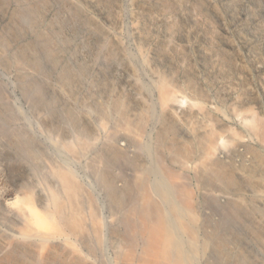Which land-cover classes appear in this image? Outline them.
<instances>
[{
    "label": "rangeland",
    "instance_id": "1",
    "mask_svg": "<svg viewBox=\"0 0 264 264\" xmlns=\"http://www.w3.org/2000/svg\"><path fill=\"white\" fill-rule=\"evenodd\" d=\"M5 104L33 144L28 153L16 149V136L0 145V215L42 211L49 195L42 172L58 164L81 183L84 214L100 229L88 252L70 241L78 259L47 244L41 264H117V219L154 159L138 145L160 135L162 160L182 175L177 181H185L198 217L238 233L229 202L241 196L253 208L244 227L250 255L223 241L217 254L233 264L263 261L264 0H0ZM52 104L70 123L49 111ZM81 131L90 137L85 146ZM102 150L120 155V166H106ZM214 160L243 182L240 191L204 182L202 164ZM201 263L214 264L206 256Z\"/></svg>",
    "mask_w": 264,
    "mask_h": 264
},
{
    "label": "bare ground",
    "instance_id": "2",
    "mask_svg": "<svg viewBox=\"0 0 264 264\" xmlns=\"http://www.w3.org/2000/svg\"><path fill=\"white\" fill-rule=\"evenodd\" d=\"M33 86V90L40 89L36 81ZM49 111L70 123L56 105L52 104ZM13 120V108L1 105L0 145H6L10 136H16V149L25 153L26 147L33 144L32 139L22 128L13 126ZM113 128L117 133V127L113 125ZM261 129L264 137V125ZM79 135L82 138L81 144L87 145L90 137L83 131ZM138 148L154 159L153 164L135 178L137 192L128 201L124 218L117 219V226L122 227L116 245L117 264H202L204 256L209 257L214 264H233L231 258L217 254L215 244L219 241L242 245L247 256L250 255L247 247L251 238L244 227L253 208L246 204L243 197L235 198L227 206L243 230L238 233L226 232L227 226L223 220L211 216L200 218L193 213V201L183 183L185 181H177L182 175L162 160L166 151L161 135L155 137L154 142H146L138 145ZM109 151H98L104 164L109 167L120 166L122 157ZM219 161L202 164L201 177L204 182L220 184L223 188L234 186L240 191L243 182L226 177ZM45 179L46 185L42 187V192L49 195L39 202L42 211L27 213L10 209L7 214L0 215V264H16L19 258L26 264H41L47 244L59 256L78 259L70 243L72 239L79 240L87 252L89 249L86 244L89 241L98 244L100 229L93 223L91 215L84 214L86 202L83 187L73 171L54 164L42 172L41 180L45 182ZM105 187L111 196L115 190L110 185ZM176 195L181 196L183 203ZM238 200L240 205L236 203ZM234 220L231 223L228 221L227 225L234 224ZM23 243L29 245L27 253L23 251ZM259 255L263 261L245 259V264H264V253L259 252ZM13 258L18 259L14 261ZM78 263L83 264L82 261Z\"/></svg>",
    "mask_w": 264,
    "mask_h": 264
}]
</instances>
